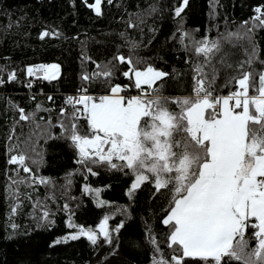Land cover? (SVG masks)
Returning <instances> with one entry per match:
<instances>
[{
    "label": "trees",
    "instance_id": "trees-1",
    "mask_svg": "<svg viewBox=\"0 0 264 264\" xmlns=\"http://www.w3.org/2000/svg\"><path fill=\"white\" fill-rule=\"evenodd\" d=\"M93 3L94 0H87V5ZM180 4L181 0H112L111 3L103 0L102 14L97 15L83 0H0V78L5 81L0 85V264H153L154 256L171 257L167 246L169 229L161 222L169 203L167 192L155 194L152 185L146 182L130 198L127 193L133 182L131 175L102 165H92L98 175L88 174L84 166L76 163V152L67 140L47 139L41 131L61 137L62 129L47 122L51 120V125H57L65 99L78 93L82 86L88 88L90 95L106 93L103 80L81 79L84 74L99 71L96 64L103 66L111 62L115 65L112 83L127 84L121 73L128 66L113 60L117 55L131 56L133 62L142 59L141 68L150 64L171 73L166 78L163 95H190L193 67L200 61L180 43L181 32L189 33L197 41L242 32L244 22H253L257 15L254 10L264 5V0H189L178 18L174 9ZM130 23L137 27L130 28ZM45 31L58 35L41 39ZM253 41L258 60L252 69L261 72L264 71V64L260 63L264 61V28L254 29ZM133 42L137 44L135 49L131 48ZM184 44L191 48L188 37ZM223 48L226 58L234 65L246 60L251 51L246 42L224 43ZM40 64H58V78L46 81L42 77H29L27 67ZM245 68L251 70L247 65ZM13 72L16 79L10 81L9 73ZM236 74L221 69L216 80L220 95H227L230 89L223 84ZM129 94L137 93L132 90ZM18 107L27 114L35 113L40 129L31 122L16 124L20 115ZM170 107L175 109V105ZM79 124L81 134L85 133V122L81 120ZM13 146L17 152L24 151L30 156L42 153V164L30 166L39 177L49 181L47 186L39 183L18 186L19 199L13 196L17 185L12 181L29 174L21 169L17 177V166L7 163ZM70 173L74 174L69 176ZM85 184L100 189L99 196L84 193ZM29 194L31 199L27 198ZM101 200L107 203L99 206ZM65 204L67 209L63 207ZM13 206H16L14 214ZM45 210L50 213L46 220L41 219ZM105 216L109 217L111 244L101 235L96 245L81 236L52 246L59 237L78 229L68 227L69 223L96 230ZM121 222L124 227L115 231ZM13 224L18 227L13 228ZM150 235L158 241L161 253L155 252L149 242ZM186 260L191 264V258Z\"/></svg>",
    "mask_w": 264,
    "mask_h": 264
},
{
    "label": "snow or ice",
    "instance_id": "snow-or-ice-1",
    "mask_svg": "<svg viewBox=\"0 0 264 264\" xmlns=\"http://www.w3.org/2000/svg\"><path fill=\"white\" fill-rule=\"evenodd\" d=\"M83 2L87 5V0ZM102 2L94 0L87 6L101 15ZM188 5L189 0H181L180 6L174 9V16L181 17ZM254 11L257 15L251 24L244 22V31L231 32L222 38L204 37L197 41L189 33L181 32L180 43L200 61L193 67L190 95H163L166 78L171 73L150 64L141 68L142 59L133 62L131 56L117 55L113 60L128 66V70L121 73L128 83H112L115 65L111 62L103 66L96 64L99 71L84 74L81 79L85 82L103 80L107 85L106 93L93 96L82 86L77 95L65 99L57 125H51V120L47 122L51 127L62 129L61 137L41 131L47 139L67 140L76 152V163L84 166L88 174L98 175L92 165H102L131 175L133 182L127 193L130 198L146 182L152 185L155 194H161L162 190L168 193L169 203L161 222L169 229L167 246L172 255L170 258L162 254L154 256L153 264H189L186 258H191V264H264V71L252 69L258 60L254 29L264 28V5ZM139 22L144 23L143 18ZM129 27L137 25L130 23ZM49 35L58 34L45 31L40 38ZM185 37L189 38L191 48L184 44ZM240 42L249 44L251 51L245 49L247 59L234 65L226 58L223 44ZM136 47L133 42L131 48ZM246 65L251 70H246ZM221 69L237 73L223 84L230 89L227 95H220L216 88ZM59 72L58 64H40L26 69L29 77L42 73L46 81L56 80ZM15 79V73H9V80ZM4 82L0 78V85ZM31 86L29 82L28 87ZM132 90L137 94L130 95ZM170 105H175V109ZM17 110L20 115L16 124L31 122L40 129L35 113L27 114L19 107ZM81 120L87 128L83 134ZM12 132L15 135V128ZM9 152L7 163L17 166V177L21 169L29 174L12 181L17 185L13 196L19 199L20 185L49 184L30 166L42 164V153L30 156L24 151L17 152L16 146ZM84 178L87 179V175ZM83 191L98 197L101 190L85 184ZM27 198L31 199V195ZM106 203L98 201L99 206ZM63 207L67 209L68 205ZM12 212H16V206ZM49 215L45 210L41 219L46 220ZM108 220L105 216L98 231L105 242L111 244ZM12 227L18 226L13 224ZM68 227L79 228V232L54 241L52 246L81 236L92 245L97 244L95 230H85L72 223ZM123 227L121 222L115 231ZM149 242L156 253H161L154 236L150 235Z\"/></svg>",
    "mask_w": 264,
    "mask_h": 264
},
{
    "label": "rangeland",
    "instance_id": "rangeland-1",
    "mask_svg": "<svg viewBox=\"0 0 264 264\" xmlns=\"http://www.w3.org/2000/svg\"><path fill=\"white\" fill-rule=\"evenodd\" d=\"M59 73H60V72H59ZM85 230H87V229H85ZM95 231L97 232L98 237H100V236L102 235V234L99 233L98 228H97ZM78 232H79V228H78L77 230H75L74 232H73V231L69 232V233L67 234V236H70L71 234L78 233ZM63 237H65V236L63 235L62 237H59L58 239H61V238H63Z\"/></svg>",
    "mask_w": 264,
    "mask_h": 264
},
{
    "label": "built area",
    "instance_id": "built-area-1",
    "mask_svg": "<svg viewBox=\"0 0 264 264\" xmlns=\"http://www.w3.org/2000/svg\"><path fill=\"white\" fill-rule=\"evenodd\" d=\"M42 75H43L42 73H38L37 76H34V77H42ZM77 94H78V93L73 94L72 96H75V95H77ZM93 96H98V95H93Z\"/></svg>",
    "mask_w": 264,
    "mask_h": 264
},
{
    "label": "crops",
    "instance_id": "crops-1",
    "mask_svg": "<svg viewBox=\"0 0 264 264\" xmlns=\"http://www.w3.org/2000/svg\"><path fill=\"white\" fill-rule=\"evenodd\" d=\"M251 95V94H250Z\"/></svg>",
    "mask_w": 264,
    "mask_h": 264
}]
</instances>
